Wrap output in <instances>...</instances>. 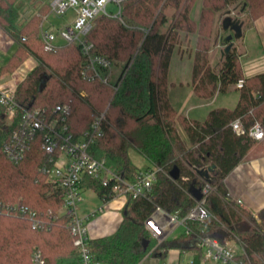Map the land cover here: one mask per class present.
Returning <instances> with one entry per match:
<instances>
[{"label": "trees", "instance_id": "trees-1", "mask_svg": "<svg viewBox=\"0 0 264 264\" xmlns=\"http://www.w3.org/2000/svg\"><path fill=\"white\" fill-rule=\"evenodd\" d=\"M21 1L0 0V27L17 46L0 73H13L29 55L38 61L37 67L18 85L16 101L20 107L69 104L70 127L80 135L91 126L94 115L109 103L104 135L93 146V153L106 157L108 165L130 181L140 171L130 158V148L143 154L151 166L160 168L147 195L129 196L117 231L89 241L95 260L106 264H142L149 254L163 258L170 249H179L194 251L199 264L202 251L198 241L202 236H210L222 243L234 241L250 264H264V222L259 223L232 200L225 184V178L257 143L247 133L237 134L232 122L241 118L246 130L255 120L264 124V73L245 77L234 47L224 56L219 71L212 68L209 60L214 14L235 0H203L199 23L190 15L196 0H126L122 21L98 17L89 35L95 50L125 62L126 73L117 91L82 79L83 56L78 46L64 44L55 51L45 50L40 24L45 13H50L49 3L19 24ZM244 2L249 22L264 13V0ZM168 9L173 10L171 16ZM181 31L200 34L192 72L199 97L211 98L218 90L224 91L229 84L244 79L234 108H214L204 120L187 118L174 108L168 94V73ZM85 91L87 96L82 95ZM14 125L8 123L6 109L0 106V204L22 203L39 213L52 210L54 216H46L50 221L48 228L36 230L26 219L0 213V264H23L31 245L42 250L47 264H80L79 250L67 228L69 218L58 213L63 193L54 189L39 169L46 159L39 144L19 163L10 161L3 152ZM175 166L181 173L177 180L170 175ZM210 166L214 168L207 180L198 171ZM206 182L212 186L206 200L208 217L203 222L188 220L189 232L180 230L152 252L153 240L145 220L157 207L185 217L197 203L189 191L190 185L202 188ZM83 186L94 190L105 202L112 199L111 187L97 179L86 177ZM30 263L34 264H26Z\"/></svg>", "mask_w": 264, "mask_h": 264}, {"label": "built area", "instance_id": "built-area-1", "mask_svg": "<svg viewBox=\"0 0 264 264\" xmlns=\"http://www.w3.org/2000/svg\"><path fill=\"white\" fill-rule=\"evenodd\" d=\"M125 1L52 0L49 3L51 13L64 16L73 10V16L68 23L56 30L53 26L45 28L44 21L42 22L40 36L45 50L55 51L61 46L57 42L58 37L63 39L65 44L78 46L83 56L80 68L82 79L88 82H100L117 91L126 73L125 66L117 73L114 68L118 63L98 53L89 35L95 26L96 19L100 16L118 18L122 21ZM110 3L118 7L116 14L108 9ZM28 62L15 70L24 74L20 81L9 80L5 84L0 83V106L6 109L8 123L15 124L3 146V152L10 161L19 163L34 145L39 144L46 158L39 169L46 175L47 181L53 185L54 189L63 193V205L58 213L69 218L67 228L73 237L74 246L79 250L80 264H106L95 260L89 247L91 238L88 221L91 216H83L79 212L85 178L92 177L104 186H110L112 198L123 197L128 202L129 196L136 198L147 195L160 168L140 170L136 179L130 181L116 173L108 165L106 157H98L93 153V146L104 135V124L110 104L105 110L94 115L91 126L80 135H76L70 127L69 104H58L51 108L22 109L16 101L18 85L36 68L32 58ZM132 62L133 60L130 65ZM243 85L244 79L241 78L236 86L241 89ZM19 110L22 112L19 113ZM232 126L239 135L247 133L256 141L264 139V124L258 120L253 121L248 130L241 118L235 119ZM211 190L212 186L206 182L202 187V199L196 200V205L182 218L157 207L145 220L151 240L161 242L180 228L189 232L188 220L203 222L209 215L206 200ZM0 213L26 219L36 230L48 228L50 221L46 216H54L52 210L39 213L22 203L0 204ZM198 246L202 251L199 264H250L248 257L244 253H239L229 242L222 243L214 237L202 236ZM155 249L153 248L152 252ZM32 261L34 264H47L42 250L37 247L33 251ZM188 264H196L195 258Z\"/></svg>", "mask_w": 264, "mask_h": 264}, {"label": "crops", "instance_id": "crops-1", "mask_svg": "<svg viewBox=\"0 0 264 264\" xmlns=\"http://www.w3.org/2000/svg\"><path fill=\"white\" fill-rule=\"evenodd\" d=\"M197 1L198 0L195 1L191 9L190 15L193 20L199 23L202 14L203 0H201L200 11L194 14V8ZM233 14L234 12L232 10V16ZM221 16L222 13L220 11L214 14L210 36L211 48L209 52V60L212 68L216 71H219L221 69L225 58L222 55V51L225 47L222 39L230 33L228 32L227 35H225L224 31L221 29ZM217 26L219 27L218 31ZM199 35L200 34L198 31L192 33L181 31L180 36L181 40H183L184 43L178 44L176 48H179V51H181L182 53H184L185 51H190V54L192 55L193 51H195ZM15 46L16 44L14 40L0 27V68L1 66L7 64L15 50L6 62H4V59L5 57L9 56V54L12 52L13 47ZM234 49L238 55V61L245 77H252L264 73V13L254 18L251 22H249V20L245 21L243 36L240 39L234 40ZM212 55L216 56L215 66L213 65ZM11 74L12 73H0V83L5 84L7 81H9L8 79H6V77L8 75L10 76ZM175 86H177V83L172 81L171 87L173 88ZM191 88L193 91L187 93L186 97L184 98V102L180 104L181 107L175 106L170 99L171 103L178 111V113L190 119L204 120L206 119L208 113L214 108H234L237 105L240 97V91L239 89H237L236 84H229L224 91L218 90L214 97H212L211 99L199 97L194 90L193 83ZM229 88L238 90V93H236V95L230 99V102L228 101L227 97L224 98V96H227L226 92ZM221 96L223 97L222 99ZM185 139L188 141L187 136L185 137ZM147 163L148 165L144 170L154 168L148 161ZM139 170L141 169L139 168ZM225 184L231 199L245 208L248 212H250L259 223H263L264 139L257 141V143L248 152V154L242 159V161L225 178ZM85 190H91L97 195L94 190L88 187H84L83 192ZM83 201L84 197L81 202ZM81 202L79 205H81ZM126 205L127 202L125 198L116 197L112 198L110 201H104V205L99 206L96 210L92 211L89 214L80 213L83 216H91L88 221L90 238L95 239L109 236L115 233L124 218ZM97 216L99 217L96 219V221L90 224V220L93 217ZM180 230H182V228H180L179 231ZM239 253H243L242 248L241 252ZM189 256L195 258V252L170 249L167 252L166 256L163 258L150 254L147 255L142 264H147V261L150 258H153V260L155 261L151 264H188L187 262H185V257Z\"/></svg>", "mask_w": 264, "mask_h": 264}, {"label": "rangeland", "instance_id": "rangeland-1", "mask_svg": "<svg viewBox=\"0 0 264 264\" xmlns=\"http://www.w3.org/2000/svg\"><path fill=\"white\" fill-rule=\"evenodd\" d=\"M51 1L52 0H22L21 1L22 7L20 8V18H19L18 23L20 24V23L27 21L35 13L38 12V10L41 8V6L44 3H50ZM200 8H201V0H198L196 3V6L194 8V14H196V12H199ZM108 9L115 14L118 12V7L113 3H110L108 5ZM229 9L233 10L234 18H239L240 20H242L244 22L246 20H248V18H249L248 14L246 13V7H245L244 0L232 1L230 4H228L226 6V8H224L220 11L222 13L221 21H220V27L222 30H223L222 20L225 18L226 13ZM167 13L169 16H171L173 14V10L168 9ZM72 16H73V10H70L64 16H57V15H55L51 12L49 13V11H47V13H45V16H43L44 18L46 17L45 20L43 19L44 27L48 28V27L53 26L54 29L56 30L58 28H61L64 24L68 23V21L72 19ZM41 24H40V26H41ZM218 28L219 27L217 26V31H218ZM224 33H225V35H227L228 32L224 31ZM57 42H59V44L61 46H63L65 44L64 40L61 39L60 37L57 38ZM182 43H184V42H183V40H181V36H180V40H179L178 44H182ZM16 48H17V46L13 47L12 52L9 54V56L5 57L4 62H6L8 60V58L13 53V51L16 50ZM193 53H194V51H193ZM193 53H192V55L190 54V51H185L184 53H182L181 51H179V48H175L173 51L172 57H171L170 70H169L170 84H169V88H168V90H169L168 94H169V97H170L172 103H174V105L177 107H179V106L181 107L180 104L184 102V98L186 97L187 93H190V91H193L191 88L192 87ZM53 56H56V55H53ZM31 58L37 67L38 61L32 55L27 56V58L22 61V63L19 65V67L22 66L25 62H27V60H29ZM54 58H56V57H54ZM115 61L118 63V65L114 69L116 70L117 73H119L121 68L125 66V62L120 61V60H115ZM212 61H213V65L215 66L216 65V56L215 55H212ZM23 76H24V74H22L19 70H17L13 74H11L10 76L8 75L6 77V79L20 81L23 78ZM172 81L176 82L177 86L172 88L171 87ZM236 93H238V90L229 88L226 92L227 96H224V98L227 97L228 101L230 102V99L232 97H234L236 95ZM82 94H83V96L88 95L87 91L83 92ZM194 97H196V96H194ZM211 98H208V99H211ZM222 98L223 97L221 96V99ZM219 102H220V100H219ZM107 105H106V107H107ZM106 107H105V109H106ZM180 131H181L183 137L185 138L186 134L183 131V128L181 126H180ZM129 155H130L131 160L137 165L138 168H140L141 170H144L147 167V165H148L147 161L148 160L138 150H136L135 148H130ZM83 197H84V201L81 202V205H79V208H80L79 211L81 214H89L92 211L96 210L99 206L104 205V201L91 190H85L83 192ZM98 217L99 216L93 217L90 220V224L92 222L96 221V219ZM178 233H179V229L176 230L174 233H172L169 237H175L178 235ZM163 241L159 242L158 240H156V241L153 240L152 245L155 246V247L153 246V248H157ZM228 242L238 252H241V247L237 243H235L234 241H228ZM36 247H37V245H31L30 246L29 254L26 255L27 257L24 260L23 264H26L27 261H29V262L32 261V260L30 261V258L32 259L33 251ZM192 259H193L192 256L185 257V262L189 263L190 261H192ZM153 262H155L153 260V258H150L147 261V264H151Z\"/></svg>", "mask_w": 264, "mask_h": 264}, {"label": "water", "instance_id": "water-1", "mask_svg": "<svg viewBox=\"0 0 264 264\" xmlns=\"http://www.w3.org/2000/svg\"><path fill=\"white\" fill-rule=\"evenodd\" d=\"M245 22L240 20L239 18H234L232 16V10H228L226 13L225 18L222 20V28L225 32H230L226 37H224L223 43L225 44V47L222 51V55H227L232 48L234 47V40L240 39L243 36V28H244ZM214 166H210L206 169H200L198 173L205 177L207 180L210 179V173L213 170ZM170 175L174 180H177L180 178L181 173L180 169L175 166L171 171ZM189 191L192 194V196L197 200H201L203 197V192L201 187H197L194 184H191L189 187ZM149 244V240L146 239L144 241V247L147 248Z\"/></svg>", "mask_w": 264, "mask_h": 264}]
</instances>
